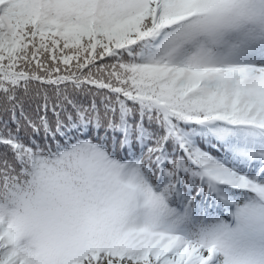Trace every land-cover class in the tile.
Masks as SVG:
<instances>
[{"label":"snow or ice","instance_id":"6c2138e0","mask_svg":"<svg viewBox=\"0 0 264 264\" xmlns=\"http://www.w3.org/2000/svg\"><path fill=\"white\" fill-rule=\"evenodd\" d=\"M0 264H264V0H0Z\"/></svg>","mask_w":264,"mask_h":264}]
</instances>
